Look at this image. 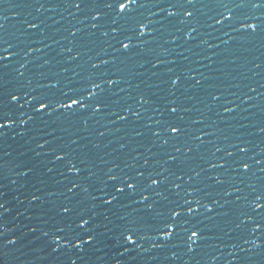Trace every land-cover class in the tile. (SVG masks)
<instances>
[{
    "label": "water",
    "instance_id": "95a60500",
    "mask_svg": "<svg viewBox=\"0 0 264 264\" xmlns=\"http://www.w3.org/2000/svg\"><path fill=\"white\" fill-rule=\"evenodd\" d=\"M141 2L145 6L136 15L149 27L143 36L136 34L135 47L116 51L108 46L114 43L109 18L93 21L98 13L89 11L96 6L91 0H84L80 9L73 0H0V36L18 53L9 58L15 61L10 67L0 66V84L4 91H16L21 103L25 92L31 93L29 100L42 94L58 99L69 91V82L72 88H90L91 72L118 81L102 84V94L97 89L106 104L101 113L93 115L90 108L72 113L53 105L36 114L25 104L16 112L17 122L0 130V203L6 202V210L0 209V264H70L69 256H80L77 264H264V227L252 231L258 216L250 206L252 188L264 186V30L235 31L229 20L214 24L215 0H193L186 5L193 12L188 18L182 12L168 17V11H178L171 7L174 0ZM258 2L259 7H251ZM233 14L264 25V0H249ZM29 23L37 27L30 29ZM92 23L100 27L92 29ZM27 48L32 51L25 56ZM92 63L99 66L92 69ZM141 94L147 104H139ZM128 105L139 117L128 112ZM166 107L178 112L169 114ZM225 107L232 111L225 112ZM159 119L182 123L185 135L164 144L169 134L152 136L159 131ZM241 140L247 142L245 153L237 148ZM60 151L68 157L57 160ZM226 151H233V157H226ZM170 155L177 159L170 160ZM238 156L251 163L249 170L210 167L225 159L239 163ZM68 158L77 161L79 174L67 172ZM145 158L148 168L169 177L171 187L161 185L164 195L192 202L187 227L199 229L202 237L194 238L191 252L187 234L181 238L174 233L167 241L160 237L155 212L136 203L138 195L120 196L111 205L101 199H111L102 191L110 167L118 165L113 169L117 174H132L144 170ZM217 176L222 184L215 182ZM73 182L79 187L68 193ZM33 195L39 199L32 200ZM66 197L85 214L86 227L95 230L97 240L94 246L85 243L83 251L62 248L54 253L51 229L60 220L55 212L67 203ZM153 201L158 207L167 203L154 194L144 203ZM257 212L264 213V208ZM129 229L135 230L136 244L121 236Z\"/></svg>",
    "mask_w": 264,
    "mask_h": 264
},
{
    "label": "snow or ice",
    "instance_id": "6c2138e0",
    "mask_svg": "<svg viewBox=\"0 0 264 264\" xmlns=\"http://www.w3.org/2000/svg\"><path fill=\"white\" fill-rule=\"evenodd\" d=\"M73 2L75 8L80 9L81 3H83L84 0H73ZM215 2L218 9L215 13V16L218 18H211L214 21V24L220 25L223 21L229 20L233 24L232 29L235 31H239L240 29H251L252 32L255 33L258 28L264 30V25L250 22L251 19L249 17L237 16L233 14L234 10L247 7L249 5V0H239L238 3H234L233 0H215ZM91 3L96 6L89 9V11L98 13V15L92 16L93 21L97 20V18L101 16L109 18L108 22L110 25H112L110 27V31L112 33V39L114 43L108 46L115 48L116 51H120L121 49L128 51L135 47L132 44V40L134 38H140L136 34L139 33L140 36H143L145 29L149 27L148 25L144 24L142 15H136V13H138L139 10L145 6L141 0H91ZM192 3L193 0H174L171 7L178 9V11H168V17H176L181 12L186 18L192 17L193 12L189 11L186 7V5H191ZM229 4L233 5V7L230 8ZM259 6V2L251 4V7ZM185 22L186 21H182V23ZM236 25H239L240 28H236ZM0 27H2V25H0ZM28 27L30 29H34L37 27V25L34 23H29ZM98 27H100V25L97 23L91 24L92 29H97ZM195 31L196 28L193 27L192 32ZM128 33H131V35ZM92 35H95V33H92ZM103 35L108 36V31H104ZM72 36L75 37L76 32H73ZM189 36H191V32L189 33ZM5 44H7V47H4ZM117 45L119 47H116ZM12 48L13 44L9 43L8 40L0 36V66L8 68L10 67L11 63L15 62L9 60L10 57L14 58L18 55L17 52L10 50ZM30 51H32V49L27 48V51L24 52V55L27 56ZM5 53H8V55H5ZM79 55L80 53L77 52V56H74L73 58L78 57ZM102 63L107 65L108 61L103 60ZM20 66L23 67L24 65L21 64ZM98 66L99 65L95 63L91 64L92 69H96ZM20 75L23 76V72H21ZM93 77L97 78L94 79ZM2 79L3 77H0V80ZM97 79H99L101 82L97 83ZM87 81L91 85L90 88H72L70 86L71 83L69 82V91L62 92L58 99L49 98L48 96L42 94L40 96H33L32 99L29 100L28 96H30L31 93L25 92L23 96L27 97V99H25L23 103L20 101L21 96L17 95L16 91L11 89L4 91L5 86L0 84V130L6 129L17 122L15 118L16 112L22 109L25 104L30 105L36 114L53 108V105H55L56 108L64 109L66 112L75 113L77 111H87L90 108L93 115L101 113V109H104L106 104L103 97L97 93V89H99L100 93L102 94L105 91V89L102 87V84H115L118 81L106 79L103 74L97 75L95 72L90 73V75L87 77ZM58 83L59 82H57V84ZM171 83L176 85L178 80H171ZM199 83L200 81L197 80L196 84L198 85ZM51 87H57V85H51ZM213 98L216 99V97ZM147 103L148 100L144 98L143 94H141L139 98V104L142 105ZM36 105H38V107H36ZM165 111L169 112V114H176L178 112V108L166 107ZM224 111L230 112L232 109L225 107ZM128 112H132L131 105H128ZM132 114L139 117V113L137 112H132ZM118 119L123 120L125 117L118 116ZM84 122L87 123L86 120ZM156 124L159 125V127H157L159 131H152L153 137L160 139L163 134H169L167 139H162L164 144H168L170 140H179L183 135H185V129L180 122L159 119L156 121ZM261 130L264 131V129ZM171 134L175 135L173 136ZM101 135H103V133H101ZM196 139L203 142L201 137H196ZM185 144H187V141H185ZM237 148L239 153L247 152V142L241 140L239 143H237ZM191 150V148H185V151L187 152H190ZM175 151L178 153L180 148H176ZM219 151L220 148H216V152ZM233 155V151L225 152L226 157H233ZM65 157H68V153L60 151L55 158L60 160L65 159ZM238 157L239 158L237 159L240 161L239 163H237L236 160L225 159L223 164H210V167H233L242 168L245 171L249 170L251 163L249 161L245 162L242 156ZM169 159L175 161L177 158L174 155H170ZM66 162L68 165L66 169L68 173L79 174L81 172V168L78 166L77 161H75L73 158H68ZM79 163L82 164L83 161L81 160ZM256 163H260V161H256ZM143 164L145 166L144 170H138L132 174H117L113 172V169L117 168L118 165L114 164L113 167H110L105 174V189H102V191L105 192V196H111V199H104L102 197L101 199L103 203L106 205H111L113 200H117L120 196L127 194L138 195L140 199L137 200L136 203H142L148 210L155 212L156 217L158 218L155 230L161 234L160 237L162 236L167 241L173 237L174 233L177 237L181 238L182 233L187 234L185 243L187 244L189 252H191V245L195 242L194 238L200 239L202 237V233L199 229L187 227L189 223L188 217H190L194 212V209L191 206L192 202L180 197L179 192L176 193V196L180 198L169 199L168 196L164 195V188L161 187L162 184L166 185V182L167 188L171 187V183H168L169 177L161 176L160 173L155 169L148 168L147 166L150 164L149 159L145 158ZM201 171H203V169ZM195 176L199 177L200 172H196ZM192 178V176H189V181H191ZM65 179H67V177H65ZM215 182L217 184H222L224 181L219 176H217ZM118 185L120 186L118 187ZM78 187L79 185L76 182H73L71 187L67 188V192L73 193V189ZM175 187L179 189L180 185L176 184ZM108 188H110L111 191H106ZM157 189L161 190L157 191ZM235 190L239 191L238 188H235ZM251 191L254 193V195L250 200V206L253 212L258 216V221L254 224L252 231H256L257 229L264 227V213L257 212V210L264 208V186H262L260 190H257L255 187H253ZM113 193L116 195H113ZM145 193L149 194L145 195ZM153 194L155 196L162 197L163 201H166L167 203H160L159 207L157 201L144 203L149 201ZM31 199L35 201L38 200L39 197L33 195ZM65 199L67 200V203L60 204L55 212V214L60 217V220L57 221V223L54 224L53 229H51V240L54 243L52 251L55 253L57 250L62 248L65 250L76 249L78 251H83L85 248V243L94 246L97 240V235L94 229L86 227L89 225V220L85 219V214L83 212L77 211V209L73 206L71 197H66ZM239 199L240 197L238 196L237 200ZM5 203H0V209H5ZM197 203H199V201H197ZM195 211L198 212L199 209L197 208ZM208 211L211 212L212 208L209 207ZM247 219L252 220L253 216L248 215ZM34 230L35 229H32V231ZM135 234V230L129 229L128 234L125 235L124 233H121V236L128 244L132 245L136 244V241L133 239ZM43 235L48 236V232H44ZM85 236H87V241H84ZM9 243H15V240L9 241ZM68 259L70 264H77V260L82 258L77 256L76 259H73L71 256H69Z\"/></svg>",
    "mask_w": 264,
    "mask_h": 264
}]
</instances>
